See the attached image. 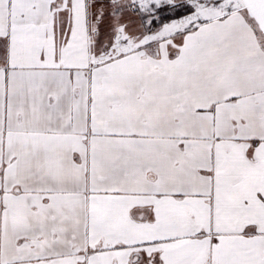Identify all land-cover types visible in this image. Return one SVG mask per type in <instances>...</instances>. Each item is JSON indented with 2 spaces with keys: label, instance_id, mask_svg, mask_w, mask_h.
I'll list each match as a JSON object with an SVG mask.
<instances>
[{
  "label": "snow or ice",
  "instance_id": "1",
  "mask_svg": "<svg viewBox=\"0 0 264 264\" xmlns=\"http://www.w3.org/2000/svg\"><path fill=\"white\" fill-rule=\"evenodd\" d=\"M0 264H264V0H0Z\"/></svg>",
  "mask_w": 264,
  "mask_h": 264
}]
</instances>
